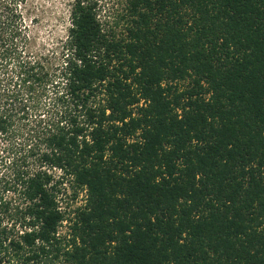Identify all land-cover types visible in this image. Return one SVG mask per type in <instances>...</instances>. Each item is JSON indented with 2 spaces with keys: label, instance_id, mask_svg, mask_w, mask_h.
<instances>
[{
  "label": "trees",
  "instance_id": "1",
  "mask_svg": "<svg viewBox=\"0 0 264 264\" xmlns=\"http://www.w3.org/2000/svg\"><path fill=\"white\" fill-rule=\"evenodd\" d=\"M123 5L115 29L98 0H73L58 50L34 53L17 3L0 0L4 96L25 120L5 190L21 184L26 228L10 238L0 221V252L17 264H264V0ZM12 114L0 109V143ZM67 184L85 203L62 239Z\"/></svg>",
  "mask_w": 264,
  "mask_h": 264
},
{
  "label": "rangeland",
  "instance_id": "2",
  "mask_svg": "<svg viewBox=\"0 0 264 264\" xmlns=\"http://www.w3.org/2000/svg\"><path fill=\"white\" fill-rule=\"evenodd\" d=\"M12 0H1V4L9 3ZM99 7L103 9L101 14L107 26L116 27V15L124 9L123 0H98ZM17 3L18 23L21 27L22 34L19 41L21 47L26 43V48L30 52L39 53L58 50V47L67 37L68 28L71 26L69 17L70 5L73 0H15ZM107 11V13H105ZM116 29V28H115ZM123 30L122 25L117 27V31ZM9 73V72H8ZM7 71L0 69V109H12L14 115L13 133L6 140L0 143V175H4L3 183L0 186V221L3 223L9 237L17 238L20 236L24 227L25 201L21 194V184L14 190H5L8 182V188L14 184L12 159L20 160L24 154L23 134L25 120L22 119L23 106L20 102L15 103L8 100L4 95L10 90V81L7 77ZM181 88L188 85V82L179 83ZM36 109H30L29 114L35 119ZM11 160V161H10ZM34 165H32V168ZM12 174V175H11ZM7 188V189H8ZM59 201L62 209L65 211L66 222L60 228L59 234L62 239H69L72 219L75 217V211L85 203V193H74L69 184L64 186L62 193L59 195ZM67 241V240H66ZM6 251L0 252V264H10L12 260L10 255L6 256ZM12 262V261H11ZM17 264V262H12Z\"/></svg>",
  "mask_w": 264,
  "mask_h": 264
}]
</instances>
